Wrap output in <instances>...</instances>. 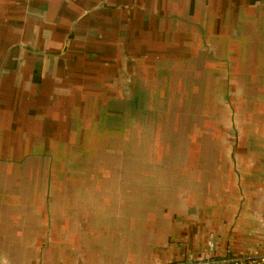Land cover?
Masks as SVG:
<instances>
[{"label":"rangeland","instance_id":"obj_1","mask_svg":"<svg viewBox=\"0 0 264 264\" xmlns=\"http://www.w3.org/2000/svg\"><path fill=\"white\" fill-rule=\"evenodd\" d=\"M250 2L227 0L218 25L205 26L201 44L179 57L135 60V67L132 52H110L114 68L100 77L103 91L93 95L96 105L110 94L101 113L107 114L104 132L91 128L94 106L67 154L54 163L49 152L43 158L25 154L22 163L30 164L21 165L23 176L13 170L14 185H34L14 187L12 202L0 203V233L6 229L0 264H71L69 256H51L50 250L76 245L69 229L85 224L70 219L73 214H137L138 205L141 214H264V70L261 43L250 42L244 21L250 14L259 20L264 0H252L251 13L245 11ZM85 149L91 153L84 155ZM138 191L140 204L133 197ZM3 214H28L33 221H26L25 230ZM51 214L64 217L50 220ZM8 224L15 225L8 231L22 235L8 236Z\"/></svg>","mask_w":264,"mask_h":264},{"label":"crops","instance_id":"obj_2","mask_svg":"<svg viewBox=\"0 0 264 264\" xmlns=\"http://www.w3.org/2000/svg\"><path fill=\"white\" fill-rule=\"evenodd\" d=\"M225 2L0 0V203L12 202L14 187L28 189L34 185L29 181L16 183L17 186L12 183L13 170L22 176L26 171L21 168L20 157L49 152L54 163L55 156L67 154L79 142L78 132L94 106L97 113L93 114L96 118L91 128L96 135L104 132L107 114L101 113L108 105L110 94L96 105L93 95L103 91L97 82L100 77H108L114 68L112 50L118 54L132 52L135 67L139 65L135 60L147 61L155 56L176 58L181 55L179 52L190 53L192 44L203 41V28L218 25L215 22L223 16L220 10L224 9ZM245 2H250L245 3V11L251 13L252 0ZM262 6L263 3L259 20L253 14L246 16L247 13L244 19L252 34L250 42L261 43L260 70H264ZM119 61L124 67L125 63ZM81 90L87 92L82 94ZM134 101L140 105V94ZM116 102L124 104L122 99ZM85 151L88 153L84 155L91 153L89 149ZM97 153L91 155L105 154L104 151ZM260 154L264 155L263 146ZM29 164L30 160L26 159L23 166ZM2 173L6 176L2 177ZM166 178L172 180L171 175ZM262 180L261 195L264 196V176ZM133 197L140 204V191ZM166 197H161L164 202L169 201ZM141 212L138 205L137 214H73L75 218L70 219L85 224L84 229H69L76 245L73 243L74 247L68 248L53 245L51 256L56 253L60 258L69 256L68 261L73 260L71 264H188L226 258H249L264 264V214ZM3 215L19 220L18 227L25 230H29L26 221H33L28 214ZM61 217L64 215L51 214L50 220ZM15 225L8 224L7 231ZM4 232L0 235L6 236ZM7 235L12 238L22 234L8 231ZM14 245L15 242L9 244Z\"/></svg>","mask_w":264,"mask_h":264},{"label":"built area","instance_id":"obj_3","mask_svg":"<svg viewBox=\"0 0 264 264\" xmlns=\"http://www.w3.org/2000/svg\"><path fill=\"white\" fill-rule=\"evenodd\" d=\"M259 261L255 259H243V260H238V259H231V258H226L221 261H192L189 262L188 264H257Z\"/></svg>","mask_w":264,"mask_h":264}]
</instances>
